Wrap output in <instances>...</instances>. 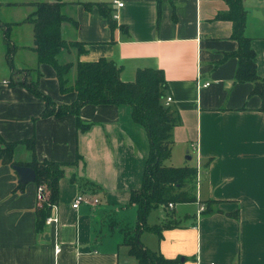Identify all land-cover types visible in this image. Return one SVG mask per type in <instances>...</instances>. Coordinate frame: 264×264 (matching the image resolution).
<instances>
[{"label":"crops","instance_id":"0c3cea01","mask_svg":"<svg viewBox=\"0 0 264 264\" xmlns=\"http://www.w3.org/2000/svg\"><path fill=\"white\" fill-rule=\"evenodd\" d=\"M29 1L35 0H0V22L11 23L7 38L15 46L9 63L0 26V135L7 141L34 137L37 159L66 164L58 182V222L42 233L36 229L38 186H19L15 171L0 164V264H137L127 252L122 260L120 248H126L123 233L135 224L136 208L128 200L142 181L146 131L132 119L129 104H84L79 109L88 124L84 129L76 127L73 114L40 117L44 101L10 84L14 69L38 68L42 93L57 104L75 97L59 91L52 66L37 62L32 24L22 22L33 6L11 4ZM63 1L69 19L62 22L61 35L83 46L57 54L58 61L71 63L70 82L77 61L100 57L119 65L124 81L133 80L140 68H160L170 107L180 118L165 163L197 168V201L157 206L163 215L154 224L170 215L176 224L163 228L160 237L154 233L152 250L179 258L178 264H264V110L260 96L251 93L253 83L235 80L239 59L229 54L238 41L232 21L219 16L227 2L122 0L117 7L112 0ZM86 1L93 2L90 9L83 6ZM96 2L109 4L112 18L116 13L112 29ZM242 6L243 34L254 52L255 71L264 77V0H243ZM29 155L20 147L14 157ZM77 194L88 201L74 208ZM207 199L218 211L201 212ZM176 206L183 207L175 211Z\"/></svg>","mask_w":264,"mask_h":264},{"label":"trees","instance_id":"16d2710c","mask_svg":"<svg viewBox=\"0 0 264 264\" xmlns=\"http://www.w3.org/2000/svg\"><path fill=\"white\" fill-rule=\"evenodd\" d=\"M228 9L219 16L230 19L233 23V37L238 41V48L234 55L239 63L235 73V80L251 81L252 94L261 98V109L264 110V77H260L255 71L254 52L250 48L249 38L243 34L245 9L243 0H225ZM10 3V2H8ZM11 4H29L33 10L28 13L22 22H29L33 29L32 49L36 54L38 64L47 63L54 69L61 93L74 92L75 97L71 102L57 104L48 95L42 93L38 87V79L41 75L39 69H14L11 74L10 84L22 85L35 96L44 101V107L40 117L62 116L73 114L76 127L84 129L88 124L83 123L79 117V109L84 104H129L131 106L132 119L142 125L146 131L149 148L145 160L142 181L138 188L133 189L129 195V203L136 208L135 224L123 233L122 243L126 246L127 254L137 264H178L179 258L164 257L160 252L147 248L139 240L143 230H149L158 237L163 228L173 227L172 216L161 224L147 226L146 215L149 210L159 205L169 207L172 203H189L197 201L196 178L198 170L193 166L167 165L165 161L170 156L172 144V129L180 122L179 116L171 109L170 103L165 104L167 82L160 68L144 67L136 71L131 81L121 80L119 77L120 66L112 59L100 57L94 61H77L75 76L70 82L68 72L71 63L58 61L57 54L63 48L76 46L83 50L80 42H66L62 37L60 28L62 22L69 18L62 13L63 0H35L29 2ZM93 2H83L86 9H90ZM100 13L106 17L108 26L112 29L115 20L112 18V7L105 2H96ZM76 24V22H75ZM11 23H2L6 44V59L11 63V55L15 46L10 43L8 32ZM123 27V26H121ZM24 147L30 153L27 160H19L14 157L18 148ZM0 164L25 165L34 170V183L42 187L43 197L38 198L36 212V229L43 232L45 218L50 214L51 204L58 200V182L64 173L65 162L54 160H39L35 155L34 137L23 138L15 141H7L0 135ZM19 186L23 184L18 183ZM215 201L203 200L202 213L209 214L218 211L214 208ZM169 213V212H168ZM236 213H233V216Z\"/></svg>","mask_w":264,"mask_h":264},{"label":"rangeland","instance_id":"374dc122","mask_svg":"<svg viewBox=\"0 0 264 264\" xmlns=\"http://www.w3.org/2000/svg\"><path fill=\"white\" fill-rule=\"evenodd\" d=\"M256 2L259 4L261 2V0H256ZM183 206H176L175 207V211L179 210L180 208H182ZM169 208V207H168ZM161 215H163V210L161 207H157L154 209L149 210V212L146 215V225L147 226H151L154 225V223L158 222V219L161 217ZM139 240H141L144 245H146L147 248L149 249H153L155 248V244H156V239H155V235L152 231L149 230H143L140 233L139 236ZM120 253H121V258L122 260L127 256L126 255V248L125 247H121L120 248Z\"/></svg>","mask_w":264,"mask_h":264},{"label":"built area","instance_id":"2783aa9c","mask_svg":"<svg viewBox=\"0 0 264 264\" xmlns=\"http://www.w3.org/2000/svg\"><path fill=\"white\" fill-rule=\"evenodd\" d=\"M112 3L119 7V6H122L123 5V1L122 0H112ZM113 18H117V15L116 13L113 14ZM208 82L204 83V85H207ZM172 101V98L170 96H166L165 98V104H169L170 102ZM38 190H37V193H38V198H41L43 197V194H42V187L41 186H38L37 187ZM88 199L85 198L84 195L82 194H77L73 201H72V204L71 206L72 207H77L81 202H87ZM96 201V199H95ZM173 204L172 203H169L168 206L171 207ZM51 208V212L50 214L45 218V226H49V225H56V223L58 222V217H57V213H56V204H51L50 206ZM60 247L58 244H55V251H59ZM210 264H215V262H210Z\"/></svg>","mask_w":264,"mask_h":264},{"label":"water","instance_id":"95a60500","mask_svg":"<svg viewBox=\"0 0 264 264\" xmlns=\"http://www.w3.org/2000/svg\"><path fill=\"white\" fill-rule=\"evenodd\" d=\"M12 169L17 174L19 182L27 183V182H33L34 181L35 173H34V170L31 167L25 166V165H17V164H15V165L12 166ZM181 260H182V258H181Z\"/></svg>","mask_w":264,"mask_h":264}]
</instances>
